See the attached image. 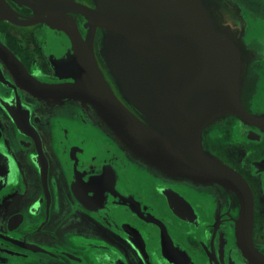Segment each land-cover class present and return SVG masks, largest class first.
Here are the masks:
<instances>
[{"label":"flooded vegetation","instance_id":"flooded-vegetation-1","mask_svg":"<svg viewBox=\"0 0 264 264\" xmlns=\"http://www.w3.org/2000/svg\"><path fill=\"white\" fill-rule=\"evenodd\" d=\"M6 1L19 17L33 15ZM225 1L240 18L242 43H260L241 101L249 114H264V0ZM99 32L97 64L128 107L101 57ZM47 35L43 23L0 18V41L33 75L55 74ZM201 142L251 189V240L264 254V128L226 116L203 129ZM240 213L232 190L153 165L89 103L33 95L0 56V264H256L241 248Z\"/></svg>","mask_w":264,"mask_h":264},{"label":"water","instance_id":"water-1","mask_svg":"<svg viewBox=\"0 0 264 264\" xmlns=\"http://www.w3.org/2000/svg\"><path fill=\"white\" fill-rule=\"evenodd\" d=\"M11 1L33 15L21 18L0 0V18L19 26L43 23L55 71L53 76L29 73L0 41V56L19 84L39 97L85 101L153 165L232 190L241 203V248L252 262L264 264L251 240V189L201 142L203 129L226 116L264 128V114H249L242 106L247 66L260 56V45L242 43L235 10L221 0H92L93 8L76 0ZM97 29L101 57L128 107L97 64Z\"/></svg>","mask_w":264,"mask_h":264},{"label":"crops","instance_id":"crops-1","mask_svg":"<svg viewBox=\"0 0 264 264\" xmlns=\"http://www.w3.org/2000/svg\"><path fill=\"white\" fill-rule=\"evenodd\" d=\"M221 1H223V0H221ZM224 2H225V0H224ZM228 4V3H227ZM232 7V6H231ZM256 43H258V42H256ZM258 44H260V43H258Z\"/></svg>","mask_w":264,"mask_h":264},{"label":"rangeland","instance_id":"rangeland-1","mask_svg":"<svg viewBox=\"0 0 264 264\" xmlns=\"http://www.w3.org/2000/svg\"><path fill=\"white\" fill-rule=\"evenodd\" d=\"M226 2V1H225Z\"/></svg>","mask_w":264,"mask_h":264}]
</instances>
